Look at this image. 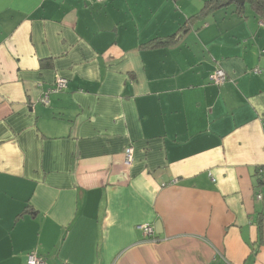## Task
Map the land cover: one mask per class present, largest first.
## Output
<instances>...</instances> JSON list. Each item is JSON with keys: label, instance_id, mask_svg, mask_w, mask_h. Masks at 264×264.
Masks as SVG:
<instances>
[{"label": "crops", "instance_id": "crops-1", "mask_svg": "<svg viewBox=\"0 0 264 264\" xmlns=\"http://www.w3.org/2000/svg\"><path fill=\"white\" fill-rule=\"evenodd\" d=\"M209 1L0 0V264H264V7Z\"/></svg>", "mask_w": 264, "mask_h": 264}, {"label": "built area", "instance_id": "built-area-1", "mask_svg": "<svg viewBox=\"0 0 264 264\" xmlns=\"http://www.w3.org/2000/svg\"><path fill=\"white\" fill-rule=\"evenodd\" d=\"M88 1L101 4L104 3L105 0H88ZM228 80L229 79L227 74L220 67L216 68V70L213 72L211 77V82L216 86H222ZM67 88H68V80L62 77H58L49 91L52 93H60L62 91L67 90ZM124 155H125L126 166H131L134 162V149L132 147L126 148ZM140 229L142 230V232L146 237L150 239L155 238V229L152 225H142L140 226ZM27 264H46V263L43 259H41L37 255L36 252H31L27 255Z\"/></svg>", "mask_w": 264, "mask_h": 264}, {"label": "trees", "instance_id": "trees-1", "mask_svg": "<svg viewBox=\"0 0 264 264\" xmlns=\"http://www.w3.org/2000/svg\"><path fill=\"white\" fill-rule=\"evenodd\" d=\"M253 6H254V8L257 10V11H262V9H263V7H264V2H263V0H248ZM222 1L221 0H211V1H209L206 5H205V7H204V9L202 10V12L200 13V14H203L204 12H206V11H213L214 9H216V8H218L219 6H220V3H221ZM217 4H219V5H217ZM152 43H150L149 45H151ZM229 81V80H228ZM227 81V82H228ZM226 82V83H227ZM212 83V82H211ZM213 84V83H212ZM214 85V84H213ZM216 86V85H215ZM223 86V85H222ZM219 87H221V86H219Z\"/></svg>", "mask_w": 264, "mask_h": 264}, {"label": "water", "instance_id": "water-1", "mask_svg": "<svg viewBox=\"0 0 264 264\" xmlns=\"http://www.w3.org/2000/svg\"><path fill=\"white\" fill-rule=\"evenodd\" d=\"M231 1H233V2H235L237 4H241V5L245 4V0H231ZM159 225L161 226L160 222L158 223V225L155 226L157 234H161V232L158 231Z\"/></svg>", "mask_w": 264, "mask_h": 264}, {"label": "rangeland", "instance_id": "rangeland-1", "mask_svg": "<svg viewBox=\"0 0 264 264\" xmlns=\"http://www.w3.org/2000/svg\"><path fill=\"white\" fill-rule=\"evenodd\" d=\"M46 263V262H45Z\"/></svg>", "mask_w": 264, "mask_h": 264}]
</instances>
